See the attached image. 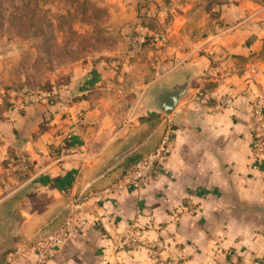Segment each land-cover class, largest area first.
Returning <instances> with one entry per match:
<instances>
[{
	"label": "crops",
	"instance_id": "obj_1",
	"mask_svg": "<svg viewBox=\"0 0 264 264\" xmlns=\"http://www.w3.org/2000/svg\"><path fill=\"white\" fill-rule=\"evenodd\" d=\"M175 4L173 32L183 43L172 44L174 64L163 77L170 75L172 87L187 82L188 91L166 116L168 128L145 111L121 129L92 123L93 110L79 120L83 101L32 104L0 119V264H41L28 246L66 224V240L45 264L264 260V168L252 159L250 125V101L264 93V5L225 4L220 14L202 16L210 29L190 32L196 18L183 12L199 11L202 1ZM166 132L167 150L149 184L110 187ZM130 227L136 242L120 250Z\"/></svg>",
	"mask_w": 264,
	"mask_h": 264
},
{
	"label": "rangeland",
	"instance_id": "obj_2",
	"mask_svg": "<svg viewBox=\"0 0 264 264\" xmlns=\"http://www.w3.org/2000/svg\"><path fill=\"white\" fill-rule=\"evenodd\" d=\"M199 1V11L183 12L196 18L184 24L187 31L209 28L205 12L218 15L220 7L241 0ZM248 1L264 5V0ZM177 2L0 0V119L32 104L83 101L87 110L77 113L79 120L93 110L99 114L92 123L121 129L145 111L162 116L168 128L152 96L172 87L170 75H163L174 64L172 44L183 43L173 32L179 25L173 19ZM218 24L222 28L224 22ZM99 193H85L80 203Z\"/></svg>",
	"mask_w": 264,
	"mask_h": 264
},
{
	"label": "built area",
	"instance_id": "obj_3",
	"mask_svg": "<svg viewBox=\"0 0 264 264\" xmlns=\"http://www.w3.org/2000/svg\"><path fill=\"white\" fill-rule=\"evenodd\" d=\"M250 125H251V155L254 161H262L264 168V93L252 97L250 101ZM170 135L168 132L164 134L156 149L148 154L144 159L137 162L132 169L123 173L119 179L111 186L113 189L122 190L141 189L149 184L154 175L158 161L164 156ZM96 196L95 198H97ZM94 198V199H95ZM62 226L58 231L47 235L46 237L35 241L28 246V250L34 253L37 261L45 264L49 260L50 252L60 247L67 238V226ZM136 242V232L133 227H130L123 235L118 243L120 250L130 248ZM150 258L158 261L156 253L151 252ZM2 264H8V261ZM164 264H179L177 262L168 261ZM264 264V260L261 262Z\"/></svg>",
	"mask_w": 264,
	"mask_h": 264
},
{
	"label": "water",
	"instance_id": "obj_4",
	"mask_svg": "<svg viewBox=\"0 0 264 264\" xmlns=\"http://www.w3.org/2000/svg\"><path fill=\"white\" fill-rule=\"evenodd\" d=\"M187 91L188 83L184 82L174 87L155 92L152 97L157 111L165 116L171 115L178 102L186 96Z\"/></svg>",
	"mask_w": 264,
	"mask_h": 264
}]
</instances>
